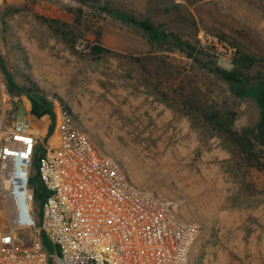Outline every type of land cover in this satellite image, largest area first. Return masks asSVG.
<instances>
[{
  "label": "rangeland",
  "instance_id": "obj_1",
  "mask_svg": "<svg viewBox=\"0 0 264 264\" xmlns=\"http://www.w3.org/2000/svg\"><path fill=\"white\" fill-rule=\"evenodd\" d=\"M173 35L195 46L199 61ZM207 36L233 53L224 57ZM93 46L106 52L94 55ZM0 60L18 118L49 125L57 99L132 184L173 200L197 225L188 264H264V167L197 111H230L240 132L259 121L264 0H0ZM208 63L245 72L244 94ZM39 101L56 115H33Z\"/></svg>",
  "mask_w": 264,
  "mask_h": 264
},
{
  "label": "built area",
  "instance_id": "obj_2",
  "mask_svg": "<svg viewBox=\"0 0 264 264\" xmlns=\"http://www.w3.org/2000/svg\"><path fill=\"white\" fill-rule=\"evenodd\" d=\"M15 99L0 73V264H188L198 227L173 200L132 184L57 99L54 143L47 123L16 116Z\"/></svg>",
  "mask_w": 264,
  "mask_h": 264
},
{
  "label": "trees",
  "instance_id": "obj_3",
  "mask_svg": "<svg viewBox=\"0 0 264 264\" xmlns=\"http://www.w3.org/2000/svg\"><path fill=\"white\" fill-rule=\"evenodd\" d=\"M141 27L146 31L152 30V26L148 22H140ZM161 37H164V34H161ZM175 41V46L183 52H186L189 57H192L195 61H199L198 57L195 56V46L190 42H184L179 36H172ZM94 55L101 56L106 50L100 46H93ZM242 62H250L249 57H241ZM2 60H0V66H2ZM209 64V63H208ZM205 64L206 67L214 72L220 79L226 82L229 87L232 89L234 94L237 96H242L244 94L245 85L250 83L251 79L247 77L245 72H242L241 69L227 70L216 63H210L209 65ZM3 68V66H2ZM243 69V68H242ZM11 91H13L12 85L9 83ZM14 95V94H13ZM15 96V95H14ZM264 100V90L261 92L258 101L263 105ZM43 101V100H42ZM15 110V108H14ZM32 114L40 118L45 115L55 116V113L46 106V102H40L35 104L32 108ZM201 115H203L204 120L207 124L211 125L212 128L218 132V135L222 137L224 142H227L228 145L232 146L234 150L242 153L245 156V159L251 163L252 167L256 169H262L264 167L261 162L260 155H262L264 150V106H262V115L259 121L254 127L244 128L240 132L239 130L233 129V118L234 113L226 110H217V109H197ZM58 137V123L56 117H51L50 123L48 125L47 135L45 137L46 143H54L57 141ZM43 151L40 149L37 151L35 156L36 167L40 157L42 156ZM264 159V155L262 156ZM252 160V162H250ZM37 175L34 174V177ZM32 178V184L33 179Z\"/></svg>",
  "mask_w": 264,
  "mask_h": 264
},
{
  "label": "crops",
  "instance_id": "obj_4",
  "mask_svg": "<svg viewBox=\"0 0 264 264\" xmlns=\"http://www.w3.org/2000/svg\"><path fill=\"white\" fill-rule=\"evenodd\" d=\"M30 118H34V117H30Z\"/></svg>",
  "mask_w": 264,
  "mask_h": 264
}]
</instances>
